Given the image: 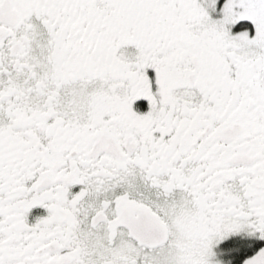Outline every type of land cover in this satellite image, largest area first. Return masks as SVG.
Segmentation results:
<instances>
[{
    "label": "snow or ice",
    "instance_id": "6c2138e0",
    "mask_svg": "<svg viewBox=\"0 0 264 264\" xmlns=\"http://www.w3.org/2000/svg\"><path fill=\"white\" fill-rule=\"evenodd\" d=\"M0 264H264V0H0Z\"/></svg>",
    "mask_w": 264,
    "mask_h": 264
}]
</instances>
